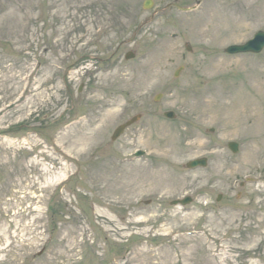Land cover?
<instances>
[{"label":"rangeland","instance_id":"obj_1","mask_svg":"<svg viewBox=\"0 0 264 264\" xmlns=\"http://www.w3.org/2000/svg\"><path fill=\"white\" fill-rule=\"evenodd\" d=\"M144 2L0 0V264H264V0Z\"/></svg>","mask_w":264,"mask_h":264},{"label":"water","instance_id":"obj_2","mask_svg":"<svg viewBox=\"0 0 264 264\" xmlns=\"http://www.w3.org/2000/svg\"><path fill=\"white\" fill-rule=\"evenodd\" d=\"M152 6V1L151 0H147V2L145 3V8H150ZM264 48V32H259L257 33V35L255 36V38L253 40H250L248 43H246L245 45H236V46H231L229 48H227V52L230 54H237V53H259L262 49ZM133 55L132 54H128L127 55V59L132 58ZM165 116H167L168 118H173L174 114L172 112H167L165 114ZM137 120V117L132 118L129 122L119 126L113 136L112 139L116 140L125 130L126 127H128L129 125H131L132 123H134ZM229 147L232 149V151L236 152L237 151V145L235 143H230ZM142 155V152H139L136 154V156H140ZM206 165V159H202V160H195L192 161L188 164L189 168H193L196 166H205ZM191 201L190 198H186L184 200H179V201H174L173 204L177 205V204H181V205H186L187 203H189Z\"/></svg>","mask_w":264,"mask_h":264}]
</instances>
